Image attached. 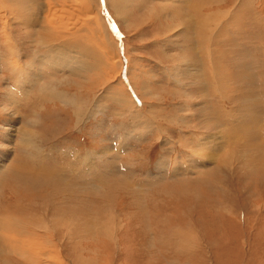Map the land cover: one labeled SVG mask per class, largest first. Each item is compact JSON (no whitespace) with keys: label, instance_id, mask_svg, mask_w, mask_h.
Wrapping results in <instances>:
<instances>
[{"label":"rangeland","instance_id":"rangeland-1","mask_svg":"<svg viewBox=\"0 0 264 264\" xmlns=\"http://www.w3.org/2000/svg\"><path fill=\"white\" fill-rule=\"evenodd\" d=\"M89 1L95 8L100 4L121 68L96 75L92 69L46 63L33 70L36 82L44 79L76 99L79 114L78 105L42 102L34 95L37 84L22 97L6 72L12 60L1 58L6 69L0 65V216L9 211L24 220L28 206L46 204L67 223L112 217L115 232L105 235L99 226L78 238L61 228L48 234L41 228L34 235L41 247L25 250L33 257L6 250L0 264H264V164H258L264 158L254 162L248 156L264 157V0L208 2L202 14L215 22L205 51L197 41L200 27L194 29L200 13L179 7L180 0H113V6L107 0ZM171 9L183 16L170 17ZM152 12H158L157 19L154 13L147 19ZM65 15L69 28L75 16ZM3 21L7 26L1 22L0 31L11 28L21 42L22 65L37 66L41 56L58 53L56 43H40L17 19ZM92 42L88 44L102 49L103 44ZM209 70L222 75L216 87L208 86ZM99 75L106 78L100 81ZM11 87L15 100L7 96ZM134 111L142 114L136 117ZM31 121L36 138L25 134L21 140L19 131L31 127ZM182 138L199 151L195 154H202L195 145L207 138L210 151L223 146L237 157L221 164L215 176L220 160L203 162L207 154L193 155L199 163H189L192 157L181 163L189 154ZM169 156V166L158 170ZM162 174L169 176L160 182ZM215 181L225 183L228 191L223 194ZM26 182L48 186L36 189ZM19 200L24 209L14 211L11 203ZM187 227L194 236L174 233ZM192 239L200 245L188 246Z\"/></svg>","mask_w":264,"mask_h":264},{"label":"bare ground","instance_id":"bare-ground-1","mask_svg":"<svg viewBox=\"0 0 264 264\" xmlns=\"http://www.w3.org/2000/svg\"><path fill=\"white\" fill-rule=\"evenodd\" d=\"M41 1L42 0H0V23L4 22V24L7 26L6 22L3 20H5V19L7 20L9 16H10V18L13 17L14 19H17L21 24H24L25 27H27L29 35H30V33H35L38 35L40 43L41 42H43V44H46L47 42H49L50 44L56 43L57 46H59V47H57L59 54L53 52L52 54H50L46 58H45V56H41L38 60L39 63H35V64H37V66H35L34 64L22 65L21 61H20L22 51H23V49L20 46L21 42L19 40H17L12 35V29L8 28L9 27L8 26L7 27L8 29H3L2 31H0V44L3 45V52L1 51V53H0V54H2V55H0V65L3 68H5V66H3V64H2L1 58H6L9 61L12 60L11 62H9L10 67L8 66V68L7 69L5 68V69H6L7 74H9L8 76H9V79L11 81V84L17 86V88L19 89V93L22 92V97H24V95H25L24 98H27V96H29V88L31 90V88L33 87L32 86L33 84H35V88H36V84H37V86H40V87H39L37 93H35L34 95L37 98H39L40 100H42V102H51V101H55V100H60L61 102L63 101L66 104H71L73 107L76 106V108L78 105L77 114H79V111H80L79 106H81V105L77 103L76 99H71L68 95H66L67 93L65 94V93H62L61 91H58L55 87H53L54 86L53 83L45 82L44 79H40L38 82H36L35 80H37V78L35 76H37V75H35L33 73V70H37L38 69L37 67L39 66V64L40 65L41 64L46 65V63L53 65V67L54 66L55 67L63 66L64 68H66V67L71 68V67L76 66V69H80V70H82V68L83 69H90V70L92 69V72L94 71L93 73L96 75L101 70L103 72V70L105 71V69H107V68L112 69V70H115L118 68L120 69L121 65L119 67V64L121 63V60H120V57L118 56L120 54L117 53V55H116V52H118L117 51L118 48L116 46L117 44H116V42H113L111 40V34L109 32V28L107 27V24L105 23L104 18L101 15V8H100V4L98 2L99 0H96L98 2V6H96V8H95V6L94 7L91 6L92 3L89 0H81V1H78V0H43L44 3L43 2L41 3ZM174 1L176 3L179 0H177V1L171 0V2H174ZM196 1L197 0H180V2L177 3V5L181 8L186 7V9H188L187 7H189V8H191L190 10L192 12L195 11L197 13L198 12L200 13V18L198 19V21L196 20V22L194 23L195 24L194 29L196 27H200V28H198V31H197V36L199 38V39H197V41H199V46L201 45L200 43L203 44L204 48L201 47L200 49L203 48L202 50H204L206 48L205 47V41L207 39L210 41L211 37H213V35L211 36V33H208V32L210 31V24H211V22L214 21L213 20L214 18L212 19V17L211 18L204 17L202 14L203 13L202 11L205 9L208 2H210L212 0H198L197 2ZM105 4H106V2H105ZM110 4L112 6L114 5L113 0H107V5L109 6ZM159 7H160V5L157 7L153 6V9L158 10ZM164 8L166 9L165 5H164ZM164 8H163V10H164ZM159 9H161V8H159ZM67 13H68V15L70 13V14H74V16H75L74 21H72V20L70 21V22H73V25L69 27L71 31L68 30L69 28H68L67 24H69L68 23L69 20H68V16L65 15ZM153 13L154 12L146 14L147 19L152 17ZM170 13H171L170 17H173V18H175L176 14H177V16H183V14L178 10L173 12V9H171ZM153 15H155V19H157V15H159V14H158V12L157 13L155 12ZM151 19H153V18H151ZM74 28H76V29H74ZM26 33H27V31H26ZM70 34L72 36H69ZM195 35H196V32H195ZM88 40L90 41L88 43H93L92 40H96V41L100 42L101 44H103V46H101L102 49H100V48L96 49V47H94L93 45H89L87 43ZM73 47H75L77 49L73 50L74 49ZM51 51H53V50L51 49ZM112 54H114V55H112ZM202 54L205 57L208 55L205 52H203ZM203 65L205 67L204 62H203ZM79 66H80V68H79ZM200 66L202 68V64ZM112 67H114L115 69H113ZM0 70H1V67H0ZM95 70H97V71H95ZM203 70L204 71L202 73L205 76L203 74H201V76L203 75V77L204 78L206 77V80H207V71H205V69H203ZM220 75L221 74L216 73V70H215V72L214 71L212 72L209 70V75H208V83L209 84H208V86H210V83H211V85H214V87L218 86L219 82L221 81V76H222V75L221 76ZM219 76H220V79H219ZM105 78H106V76H102V77L100 76L99 77L100 81H102ZM202 81H203V79H202ZM94 82L97 83V81L94 80V81L90 82L91 83L90 85L95 84ZM12 90H13V88L11 87L10 91H6L7 96H10V97L12 96L11 99L15 100V97L13 96L14 91H12ZM19 93L17 91L15 92V95L17 96V98L20 96ZM34 95H33V97H34ZM5 96H6V94H5ZM117 96H118L117 99L119 101L125 103V98H123V96H121V95H117ZM22 101H26V99H24ZM129 101H126V102H129ZM25 104L27 105V102ZM141 104H142V107H144L143 99H142ZM125 105H126V103H125ZM134 112L136 113L134 115L136 117H140V115L142 114V113H139L138 111H134ZM77 114H75L76 117H78ZM80 121H81V119H80ZM33 122L34 121H31V123H32L31 127H30V125H29L30 123H29V124H27V126H24L21 131H19V133L21 132L20 137H19L21 140H23L25 138L24 137L25 134L29 135L32 138H36V136L33 135L34 134V129L32 127ZM225 125H226V123H225ZM205 137H207V136H205ZM250 137L251 136L248 135V139H250ZM180 140L184 141V143L182 145L183 147H189V149L186 150L189 154L187 155V158L183 157V159H181V163L187 164V162H188L187 160L191 157L193 159L189 160V163H194V162L199 163L194 159L193 155H195L197 157H204L207 154L208 156H207L206 160H202L203 162L210 160V158H212L215 163H217L220 160L219 161L220 164L216 168L217 170L214 169V172H213V174H215V176L218 174L217 172H220L221 168L219 166L221 164L226 163L229 158L235 159L237 157V155L235 157V155L231 153L232 151L230 153H227V151L224 152L223 146H221L219 148H215L217 146L216 145L214 148L212 147L213 149H212V151H210L211 150V143L210 142L208 143L207 138L205 140L203 138H200V142L195 145L202 152V154H200V155L195 154L196 152H199V151H197L193 147H190L188 140H186L184 138H182ZM202 140H204V142H201ZM252 141H253V139L250 142H252ZM221 142H222V140H221ZM247 142H248V140H247ZM178 145H180V144H178ZM170 146H171V143H170ZM204 149H206V150H204ZM214 149H216L217 151ZM222 153H227V154H225L224 156H219ZM234 153H235V151H234ZM249 155L251 156V159L254 160V162L257 161L256 157H259L258 160L260 158H264L263 156L261 157L259 155L254 156V154H248V156ZM165 157H166V154H165ZM174 158H175V156H174ZM135 159H136V157H135ZM169 159L172 160V157L171 158H170V156H169V158L163 157V159L159 162L157 169L160 170L163 166H165V168H166V166L168 165L167 161H169ZM176 159L178 161V158H176ZM251 163H253V162L251 161ZM258 164L261 166L264 164V162L260 160ZM136 166H137V164H136ZM192 168H191V165H188V167H187V169L190 170L189 172H193ZM178 170H181V169L178 167ZM175 172L173 171V173H175ZM171 173H172V170H171ZM201 173H203V172H200L199 174H201ZM167 175L162 174L161 176H159L158 179L160 180V182L165 180V176H167ZM200 176L202 178H204L203 175H200ZM247 176L249 177L248 174H246V177ZM248 177H247V179H248ZM152 178H153V176H152ZM2 180H3V177H2ZM2 180L0 181V184L3 182ZM26 183L30 187H34L36 189L38 187L42 188V186L45 187V185L48 186L47 183L46 184L41 183V185H37V184L29 183V182H26ZM200 185H203V184L201 183ZM29 186L27 188H29ZM215 186L220 188L222 190L223 194L225 193V191L227 192L228 188H229L225 185V183L223 184L222 181H215L214 187ZM21 201L22 200H19V204L21 203ZM17 203L18 202H16V204H15V202H14V204L11 203L12 206H15L14 211H16V207L18 209L23 210L24 207H21V204L19 205ZM36 205L37 204H35L32 207L28 206V210H30V211L27 210L26 214L29 213L30 215L29 216L27 215L28 217L26 216V218L24 217L25 218L24 220L20 219L17 216L10 214L9 211H3L6 214L2 213L3 215L0 216V253L6 252V250L7 251L8 250H13V251L16 250L20 253L22 258L28 257V259H29V258L33 257V256H31V257L28 256L30 251H29V253H27V252H25V250H27V248H28V250H31V249L33 250V249H36L37 246L41 247L42 243L41 244L39 243V245H37L35 243V241H37L38 239H37V237H34V235L36 234L35 231L38 229L40 230L41 228H45L47 231V234H48V232H52L54 229L56 230V229L61 228V229L66 230L65 232L75 234L78 238L81 236L80 234L83 233V231H85V232L88 231V233L91 230L96 231L95 228L97 227V229H98L99 226H100V232L102 229V231L105 233V235L106 234L111 235L113 232H115L114 229L116 227L113 224V221L111 220L112 217L105 218V220H104L103 217L98 218V216H96V218L92 217L89 220L85 221L84 223H77L75 220H71L70 223H67L68 221L66 222V219L64 218V216L59 215V213L55 216L52 215L51 212H49L50 210L48 211V206L46 204L44 206H41V204H38L37 206ZM32 209H34V211ZM42 210H43V213L40 215ZM38 212H40V213H38ZM48 212L50 213L49 215H48ZM227 212L229 214H231L230 210L229 211L227 210ZM0 215H1V212H0ZM45 215L50 218V222H48L49 220L47 221L45 219L46 218ZM10 217H12V218H10ZM187 228H185L186 230H184L183 228H182L183 230L180 228H177L174 230V233H177L178 235H186L185 239H188L189 237L194 236L196 232L194 230H191V228H188V229ZM63 232L64 231H61L60 233H63ZM28 233H29V235L27 236V238H25L24 235H27ZM43 237L46 238L45 236H43ZM69 237L71 238V236H69ZM110 237H112V236H110ZM112 238H114V237H112ZM47 240L48 239H46L45 242ZM89 240H90V238H89ZM192 240H193V242H191V241L188 242V246L200 245L198 243V239L197 240L192 239ZM50 241L52 242V240H50ZM187 241H189V240H184V242H186V244H187ZM22 248L24 250H22ZM44 248H45V246L42 247V249H44ZM31 255H33V254H31Z\"/></svg>","mask_w":264,"mask_h":264}]
</instances>
